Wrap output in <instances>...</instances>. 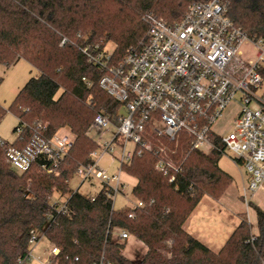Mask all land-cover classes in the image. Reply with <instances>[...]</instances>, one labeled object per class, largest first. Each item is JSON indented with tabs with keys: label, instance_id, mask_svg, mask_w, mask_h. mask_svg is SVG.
<instances>
[{
	"label": "trees",
	"instance_id": "obj_1",
	"mask_svg": "<svg viewBox=\"0 0 264 264\" xmlns=\"http://www.w3.org/2000/svg\"><path fill=\"white\" fill-rule=\"evenodd\" d=\"M195 1L209 0H0V65L10 67L25 58L40 71L8 109L0 105V121L10 111L18 118L16 128L24 125L13 142L0 136V264L29 263L33 230L60 248L52 264H264V209L258 205L253 204L257 232L243 219L218 251L184 228L205 195L220 199L233 182L219 165L222 151L157 141L183 161L173 182L156 169V149L134 155L122 169L137 179L132 191L142 206L117 209L104 185L94 199L70 186L99 146L88 133L95 116L108 113L117 123L121 108L100 87L103 71L83 49L113 42L121 58L145 36L144 12L172 22ZM223 1L250 38L264 37V0ZM61 127H68L75 141L53 173L42 168L43 156L25 172L11 165L7 145L22 148L36 135L48 138ZM55 194L66 199L65 210H59ZM117 229L146 245L141 261L122 254L126 241L114 237Z\"/></svg>",
	"mask_w": 264,
	"mask_h": 264
},
{
	"label": "built area",
	"instance_id": "obj_2",
	"mask_svg": "<svg viewBox=\"0 0 264 264\" xmlns=\"http://www.w3.org/2000/svg\"><path fill=\"white\" fill-rule=\"evenodd\" d=\"M228 9L223 0L195 1L180 19L172 22L144 12L146 34L123 57L114 54V46L95 44L83 49L89 61L103 71L100 87L121 108L117 123L108 113L95 116L90 129L100 138L112 125L116 131L112 139L100 145L97 142L91 161L78 168L75 174L82 178L80 185L100 181L110 189L114 206L117 194L126 185L122 165L134 155L155 149L156 169L170 182L175 181L183 171V161L175 159L163 142L158 143L164 140L205 153L232 151L233 161L249 175L248 182L243 183L245 203L250 205V195L264 191V37L250 38L234 23ZM244 45L253 48V57L242 53ZM232 104L238 107L232 130L219 132L217 128ZM121 109H125L124 114ZM23 130L24 125H19L17 136ZM74 141L75 135L68 128H60L51 137L39 134L27 146L10 144L5 151L19 172L29 170L43 156L46 161L42 168L53 173ZM130 142L132 149H128ZM117 150L119 156L115 155ZM106 155L112 163L119 161L117 173L110 174L102 167ZM55 202L60 211L66 209L65 198L57 197ZM136 204L143 205L141 201ZM130 236L127 230L117 229L114 233L121 241ZM42 238L43 232L32 231L29 261L52 264L60 248L49 244L45 256L34 254Z\"/></svg>",
	"mask_w": 264,
	"mask_h": 264
},
{
	"label": "rangeland",
	"instance_id": "obj_3",
	"mask_svg": "<svg viewBox=\"0 0 264 264\" xmlns=\"http://www.w3.org/2000/svg\"><path fill=\"white\" fill-rule=\"evenodd\" d=\"M106 45L112 47L115 44L113 42H107ZM242 53L249 58L253 57L255 51L250 45H244ZM39 74L40 71L25 58L19 59L10 67L0 65V105L5 109H8L20 89L27 83V81L31 77H36ZM237 108L238 107L235 104H232L226 109L224 117L222 118V124L217 128L219 132H228L232 130V120ZM120 113L124 114L125 109H121ZM18 122L17 116L10 111L6 112L0 121V136L7 142H13L15 140L17 136L15 128L18 125ZM109 130L110 131H108L103 138H100L99 134L93 129H89L88 133L90 137L100 145L101 143H104V141L112 139L116 127L112 125ZM132 148L133 144L130 142L128 149ZM115 155L119 156V150L115 152ZM232 156V151L227 149L222 154L219 161L220 167L233 176V182L228 190L220 199H214L209 195H205L191 215V218L193 219L192 221L198 225L202 233H204L206 237L208 236L210 241L214 242L213 249L215 251H218L221 248L230 233H232L234 228L239 224L242 216L249 217L253 222V227L256 228V217L253 204L264 209L263 189L258 190L254 195H250V208L247 207L243 198H241L243 192L242 175L244 173L246 183L248 182L249 175L241 165H237L233 161ZM101 165L108 169L110 174L117 173L120 168L119 161L112 163L111 157L108 155L104 156ZM81 179L80 175L74 174L71 178L70 185L74 190L78 189V191L85 196L96 195L102 188V184L98 180L87 181L80 185ZM56 198L57 194L53 196V199ZM136 203L137 199L132 191V181L128 180L123 192L117 194L114 206L118 209L126 206H133ZM130 239L128 240V243ZM167 244L171 245V242L168 241ZM48 248L49 244L44 237L41 239L38 246L34 248V254L43 257L46 255L45 251ZM127 249L128 245L122 250L124 256L128 253ZM160 251L167 257H171L172 255L167 248H162ZM146 252L147 249L146 251L140 250L136 255V258L130 260L139 262L144 258ZM28 264H37V262L31 260Z\"/></svg>",
	"mask_w": 264,
	"mask_h": 264
},
{
	"label": "crops",
	"instance_id": "obj_4",
	"mask_svg": "<svg viewBox=\"0 0 264 264\" xmlns=\"http://www.w3.org/2000/svg\"><path fill=\"white\" fill-rule=\"evenodd\" d=\"M227 172V171H226ZM230 174V173H229ZM245 177H244V173H243V175H242V185H243V183H244V181H245V179H244ZM123 179H124V181L126 182V184H127V181L129 180V181H132V189H133V187L136 185V183H137V179L136 178H134V177H132V176H130V175H128V174H126L125 172H124V174H123ZM71 186V185H70ZM92 196H94V195H92ZM241 198H243L242 196H241ZM244 200V199H243ZM245 202V201H244ZM247 205V204H246ZM251 205V204H250ZM250 205H247V207H249L250 208ZM197 208V207H196ZM195 208V209H196ZM194 212V211H193ZM192 212V213H193ZM192 215V214H191ZM191 215H190V217L187 219V221L185 222V224H184V228L186 229V230H188L190 233H192L194 236H196L199 240H201L202 242H204L207 246H209L212 250H214L213 249V245H214V242H212V241H210L209 239L210 238H208V236L206 237L205 236V234L204 233H202V231L199 229V227H198V225H196V223H194L192 220V218H191ZM255 217H256V223H257V215H256V212H255ZM243 219H247V221L249 222V224L251 225V228H252V230H253V232H257V224H256V228H254L253 227V222H252V220H250V218L249 217H241V219H240V222L243 220ZM239 222V223H240ZM238 226V225H237ZM236 226V227H237ZM235 227V228H236ZM234 228V229H235ZM233 232V231H232ZM231 234V233H230ZM230 236V235H229ZM228 236V237H229ZM131 238V239H130ZM130 241H129V243H128V240L126 241V245H125V247L128 245V253H126V255L125 256H127L129 259H134V258H136V255L138 254V252L140 251V250H142V251H146V249H147V247H146V245L142 242V241H140L138 238H136V237H134V236H130ZM208 239V240H207ZM222 247V246H221ZM220 250V249H219ZM215 251V250H214Z\"/></svg>",
	"mask_w": 264,
	"mask_h": 264
}]
</instances>
